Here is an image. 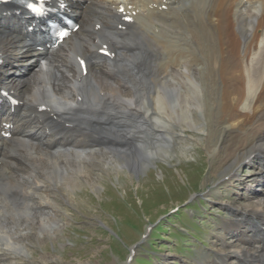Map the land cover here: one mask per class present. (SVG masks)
<instances>
[{
	"label": "bare ground",
	"instance_id": "6f19581e",
	"mask_svg": "<svg viewBox=\"0 0 264 264\" xmlns=\"http://www.w3.org/2000/svg\"><path fill=\"white\" fill-rule=\"evenodd\" d=\"M63 1L80 27L55 48L43 22L27 32L28 13L0 2V90L19 101L0 95V264H19L29 234L52 238L68 221L58 165L70 173L63 199L97 190L91 156L142 171L158 154L147 133L166 139L175 121L206 131L225 171L248 161V182H263L216 264H264V0Z\"/></svg>",
	"mask_w": 264,
	"mask_h": 264
},
{
	"label": "rangeland",
	"instance_id": "374dc122",
	"mask_svg": "<svg viewBox=\"0 0 264 264\" xmlns=\"http://www.w3.org/2000/svg\"><path fill=\"white\" fill-rule=\"evenodd\" d=\"M189 107L201 121L199 110ZM162 129L166 139L146 136L158 147L152 164L132 172L91 156L98 189L69 187V200L60 194L70 173L58 165L56 200L68 221L55 237L29 234V255L17 257L19 264H216L230 223L263 182H248V161L225 171L224 150L207 147L202 128L175 121Z\"/></svg>",
	"mask_w": 264,
	"mask_h": 264
},
{
	"label": "snow or ice",
	"instance_id": "6c2138e0",
	"mask_svg": "<svg viewBox=\"0 0 264 264\" xmlns=\"http://www.w3.org/2000/svg\"><path fill=\"white\" fill-rule=\"evenodd\" d=\"M28 8H30L32 11H38V9L35 7V5L33 3H29ZM125 19H128L127 17H125ZM61 35H64V33H61ZM103 51V50H102Z\"/></svg>",
	"mask_w": 264,
	"mask_h": 264
}]
</instances>
